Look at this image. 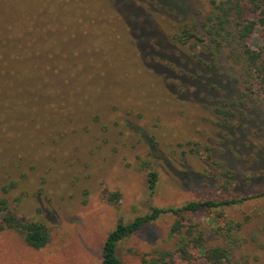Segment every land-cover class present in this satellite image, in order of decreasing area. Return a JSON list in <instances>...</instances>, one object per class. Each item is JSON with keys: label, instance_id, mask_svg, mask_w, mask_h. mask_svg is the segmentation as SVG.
Returning <instances> with one entry per match:
<instances>
[{"label": "rangeland", "instance_id": "rangeland-1", "mask_svg": "<svg viewBox=\"0 0 264 264\" xmlns=\"http://www.w3.org/2000/svg\"><path fill=\"white\" fill-rule=\"evenodd\" d=\"M178 3L195 20L209 8V0ZM43 7L40 30H34L39 36L58 28L49 14L54 8L47 7L46 0H0L3 15L22 12L15 32L26 27L24 21L32 26L37 16L29 14ZM59 28L77 64L92 65L79 79L102 84L105 110L112 118L97 119V113L108 115L100 110L85 119L77 115L78 120H67L58 130L55 123L41 126L40 139L28 134L13 138L14 130L0 129V197L17 215L50 229V240L40 249L27 246L12 230L0 231V264H101L107 234L153 206L264 193V102L243 95L225 60H217L211 69L202 65L205 93L195 95L190 93L194 81L186 93L177 80L156 74L144 63L132 41L120 46L123 35L115 23L104 35L93 29L94 34L76 36L73 24ZM168 30L174 29L169 25ZM258 34L250 40L253 48ZM96 36L100 38L90 42ZM200 48L198 44L202 53ZM212 70L214 75L207 78ZM36 143L35 150H29ZM151 167L159 172L154 189L146 176ZM105 190L117 191L118 201L106 200ZM225 213L244 221L238 255L249 264H264V195ZM204 219L203 213L192 215L193 221ZM174 220L170 213L163 214L122 240V264H145L141 257L156 247L173 249L175 239L167 236Z\"/></svg>", "mask_w": 264, "mask_h": 264}, {"label": "trees", "instance_id": "trees-1", "mask_svg": "<svg viewBox=\"0 0 264 264\" xmlns=\"http://www.w3.org/2000/svg\"><path fill=\"white\" fill-rule=\"evenodd\" d=\"M46 1L47 7L54 8L49 14L58 25L46 36H39L36 32L42 24L38 16L45 15L46 7L29 14L37 16L35 23L30 26L24 21L26 27L18 32H15V26L22 18V12L13 16L0 13L1 133L14 130L11 131L13 138H24L28 134L40 139L39 134H44L41 126L55 123L58 130L63 122L78 120L77 115L85 119L96 110L108 113L102 84H97V80L92 78L79 79L83 76L81 72H90L92 65L87 61L77 64L76 57L67 46L66 36L59 28L61 25L67 28L73 24L76 36H80L84 31L93 33V29L104 35L103 32L115 23L123 35L124 41L120 46L126 47L132 41L134 45H130L136 47L144 63L149 64L156 74L177 80L186 93L190 92V81H194V89L190 93L195 95L205 93L202 65L211 69L217 60L223 59L243 95L250 94L264 102V0H209L208 11L199 20L180 9L178 0H110L114 5L109 0H91L81 7L77 6L78 2L85 0ZM169 25L173 31L168 30ZM256 32L259 34L254 40L258 46L253 48L250 40ZM260 40H263L262 44ZM198 44L204 49L200 48L204 55L197 49ZM122 52L124 50L120 54ZM212 75L213 70L206 77ZM102 117L97 113V119L112 118L109 113ZM34 147L37 143L29 150L33 152ZM158 175L155 167L146 172L150 189L156 187ZM104 195L113 203L119 199L117 191L105 190ZM262 195L264 193L194 199L179 206H153L149 212L129 222L118 223L107 234L101 249V264H122L118 254L119 243L146 223L168 213L175 216L167 236V239H175V247L152 249L141 257L143 263L249 264L246 257L238 255L244 241L240 235L244 221L230 218L225 211ZM197 213H203L205 219L193 221L192 215ZM4 230L16 232L33 249L44 247L50 240V229L44 222L22 218L10 209L5 198L0 197V231Z\"/></svg>", "mask_w": 264, "mask_h": 264}]
</instances>
